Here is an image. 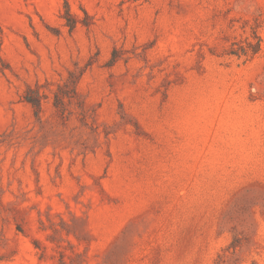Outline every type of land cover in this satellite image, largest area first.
Returning a JSON list of instances; mask_svg holds the SVG:
<instances>
[{"label": "rangeland", "instance_id": "obj_1", "mask_svg": "<svg viewBox=\"0 0 264 264\" xmlns=\"http://www.w3.org/2000/svg\"><path fill=\"white\" fill-rule=\"evenodd\" d=\"M0 264H264V0H0Z\"/></svg>", "mask_w": 264, "mask_h": 264}]
</instances>
